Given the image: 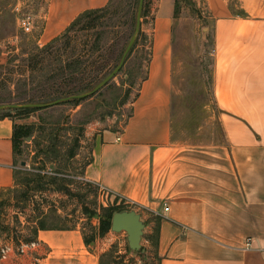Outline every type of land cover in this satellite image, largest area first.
Here are the masks:
<instances>
[{
	"label": "crops",
	"instance_id": "0c3cea01",
	"mask_svg": "<svg viewBox=\"0 0 264 264\" xmlns=\"http://www.w3.org/2000/svg\"><path fill=\"white\" fill-rule=\"evenodd\" d=\"M108 1L45 0L36 43ZM200 1L221 141L171 138L173 0H156L144 78L121 128L92 131L80 178L156 230V264H264V0ZM13 124L0 118V192L13 187ZM107 233L85 245L78 227L37 230L35 247L0 264H100Z\"/></svg>",
	"mask_w": 264,
	"mask_h": 264
},
{
	"label": "rangeland",
	"instance_id": "374dc122",
	"mask_svg": "<svg viewBox=\"0 0 264 264\" xmlns=\"http://www.w3.org/2000/svg\"><path fill=\"white\" fill-rule=\"evenodd\" d=\"M130 1L109 0L106 4L118 11L114 21L121 17L119 20L126 22L123 30L130 23L128 15L124 16L129 13ZM144 1L146 13L137 20L142 36L119 71L97 92L77 100L76 106L67 104L71 99L48 106L97 86L117 66L119 59L116 63L113 59L116 51L95 53L84 62L78 32L70 34L68 40L61 38L51 43V39L44 45L37 44L45 0H0V115L7 114L15 126L24 125L31 131L30 136L20 142L18 153L13 154V187L3 194L0 248L4 244L11 245L13 249L8 254H16L15 248L29 235L31 221L35 222L40 213L47 224L78 227L85 236L95 237L101 209L119 205L96 186L83 181L80 172L89 159L92 131L121 128L145 72L156 0ZM178 6L177 19L172 20L170 27L171 138L179 143H217L221 141V132L210 94L209 20L200 0L198 3L180 0ZM22 18H27L30 24L26 33L18 26ZM122 39L118 41L119 46ZM75 57H79L75 62L80 63L76 66L72 62ZM62 62L77 69L71 72ZM30 106L47 107L27 115L14 112L21 108L34 109ZM78 132L74 156L69 159L67 154ZM53 139L54 156L45 155L48 159L54 158L49 163L42 151ZM29 174L43 176L45 183L56 178L57 187H64L67 192H56L55 187L50 186L40 192H27V200H23L21 180ZM23 213L29 217L23 218ZM102 239L107 252L100 264H156L151 247L143 239V258L127 252L123 233L108 232Z\"/></svg>",
	"mask_w": 264,
	"mask_h": 264
},
{
	"label": "trees",
	"instance_id": "16d2710c",
	"mask_svg": "<svg viewBox=\"0 0 264 264\" xmlns=\"http://www.w3.org/2000/svg\"><path fill=\"white\" fill-rule=\"evenodd\" d=\"M179 2L180 0H173V9H172V20H176L178 16V10H179ZM110 3V2H109ZM130 5V8L128 9L129 13L124 15H128V21H130L128 27L126 26V30H123V27H125L126 22L125 21H120L121 17H117V19L114 21L113 19L118 15V11L116 9H110L109 6H105L102 8L98 9H90V10H85L78 14L70 23L69 25L64 29L63 34L59 37H56L51 40L52 42H56L59 39H70L71 36L70 34L78 32L80 34V38L82 39L81 41V46L84 51V62H86V59H92L93 55L98 52H104L107 51L108 49H113L116 51V55L113 58L114 62L116 63L117 60L120 57V54L131 34L133 23L135 21V12H136V7H137V0H131L128 6ZM229 9L232 10V1L229 3ZM145 1H142V6H141V12H140V17H143L145 15ZM142 36V32L139 30L137 32V36L135 38V41L126 56L128 58L130 54L132 53L133 49L136 47L138 39ZM120 38L122 39V42L120 46L118 45V41ZM150 46V44H149ZM149 58V51L147 54V60L145 61V67L147 65ZM72 59V58H71ZM79 60V57L73 58L72 62L75 63V66L80 64L75 61ZM63 63V62H62ZM64 67L69 69L71 72H74L73 70H76L77 68H72V65L70 66L67 63H63ZM62 67V66H61ZM70 67V68H69ZM72 69V70H71ZM145 72L143 74V77L140 79L142 80L144 78ZM131 85V83L129 84ZM78 101L71 99L67 101V104L71 105H77ZM37 109H29V108H21L14 110L15 113H18L21 115H27L30 113H34ZM0 118H9L7 114H2L0 115ZM31 134L30 129L27 126L21 125V126H15L13 124L12 127V133H11V151L12 155L14 153H18L19 151V146L20 142L22 144V141L24 139H27ZM77 135L79 136L80 133L78 132L73 138L72 143H73V148L68 152L67 158H72L74 156V148L76 147L77 144ZM55 142L53 140H49L47 146L44 148L42 151L44 157L46 158L45 161L51 163L50 158L48 159L47 156L45 155H51L54 156V151L55 149ZM49 150V151H48ZM30 176L28 178H23L21 180L22 185L24 187V191L22 192L21 199L27 200V192H40L47 187L50 188V186L55 187L56 192H62L66 193L67 190L64 187H57V182L58 179L56 178H50V180L43 182V176L39 174H29ZM53 187V188H54ZM10 189H7L5 191L0 192V216L3 207L5 206V200L3 199V194L6 191H9ZM116 201V200H114ZM129 206L123 205L119 203L117 207H107V208H102L101 209V215L98 220V226H97V231L95 237H101L105 233L108 232L109 230V220L110 216L114 212L122 211V210H128ZM3 215V214H2ZM159 219L157 218L156 221ZM33 222V221H32ZM29 235L22 240V243H28L31 242L35 239V235L37 230H44V229H63L64 227H56L53 226L52 224H47L45 222V216L40 213V215L36 216L35 222H33V226L29 227ZM94 236H84L83 235V242L85 245L93 242ZM143 240L147 242L148 246L151 247L152 249V257L155 261H157V257L155 254V247H156V230H153L151 234H145L143 236ZM17 242L16 244H18ZM106 253L102 256L104 257ZM107 255H109L107 253ZM140 257V256H139Z\"/></svg>",
	"mask_w": 264,
	"mask_h": 264
},
{
	"label": "water",
	"instance_id": "95a60500",
	"mask_svg": "<svg viewBox=\"0 0 264 264\" xmlns=\"http://www.w3.org/2000/svg\"><path fill=\"white\" fill-rule=\"evenodd\" d=\"M142 1L143 0H137V9L135 13V23H134L133 31L129 36L120 54L117 66L114 68V70L89 92H86L81 95L57 100L48 106L56 105L59 102H64L69 99L79 100V99L87 98L90 95L97 92L102 86L106 84V82H108L114 76V74H116L119 71V69L123 64L124 59L128 55L137 36V32H138L137 20L140 15ZM30 107L34 109H38V108H45L47 106H30ZM145 229H146L145 222L142 220L140 213L137 212L134 208L114 212L110 216L108 231L112 234L123 233L127 252H130L132 254H138L141 258H143L145 254L144 249L141 247V241L143 239Z\"/></svg>",
	"mask_w": 264,
	"mask_h": 264
},
{
	"label": "built area",
	"instance_id": "2783aa9c",
	"mask_svg": "<svg viewBox=\"0 0 264 264\" xmlns=\"http://www.w3.org/2000/svg\"><path fill=\"white\" fill-rule=\"evenodd\" d=\"M18 26H19V28L23 31V32H28L29 30H30V24H29V21H28V19L27 18H22L19 22H18ZM97 188H98V190L100 191V192H102V193H104V194H106L107 195V192L103 189V188H101V187H99V186H97ZM164 211L166 210V207L163 209ZM35 245H36V243L34 242V241H31V242H28V243H19L18 245H17V247L15 248V252H16V254H22L23 252H25L28 248H33V247H35ZM12 247H11V245H9V244H4L1 248H0V259H4L6 256H7V254L9 253V252H12Z\"/></svg>",
	"mask_w": 264,
	"mask_h": 264
}]
</instances>
